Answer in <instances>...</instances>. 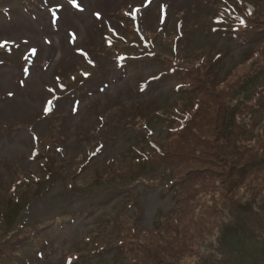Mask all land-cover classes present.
<instances>
[{
  "label": "rangeland",
  "instance_id": "374dc122",
  "mask_svg": "<svg viewBox=\"0 0 264 264\" xmlns=\"http://www.w3.org/2000/svg\"><path fill=\"white\" fill-rule=\"evenodd\" d=\"M142 1L71 0L72 4L84 8L81 13L74 11V6L70 5L68 0L65 3L62 0H0V5L8 7H4L7 9L6 13L0 11V41H5L9 46L8 50L0 48V206H4L1 203L13 200L8 188L10 180H26L29 177V166L34 172L39 171L41 167L35 161L42 159V154L30 158L29 151L32 146L41 145L43 153L55 157L58 161L53 166L55 170L57 169V175L56 180L45 189L43 195L30 204L27 220L35 221L36 224L44 218L62 212L71 214L73 219L63 220L61 226L51 228L50 233L46 234V240L37 247L31 243L19 246L20 254L17 256L19 264H65V254L72 251L76 252L70 255L73 259L70 264H99L103 260L111 259L115 254L113 242L111 243L113 247L104 243L107 246H102L103 252L100 251L99 257H95L97 253H93L92 250H86L79 255L82 248L87 245L84 236L88 231L92 232L96 226L99 227L98 213L112 212L114 215L109 214L104 218L113 219L115 222L119 219L120 222L125 218L122 213L130 214L132 208L126 207L123 199H118L129 190L135 191L137 192L135 202L141 209V214L133 220L138 227L150 228L153 217L166 214L171 204L170 195H165V192H162L164 189L158 185L138 183L126 189L124 185L131 177L130 173L124 170L127 162L123 163V160L136 155L130 144L138 146L140 141L145 140L146 134L147 138L155 139L157 142L169 139L167 137L169 130L165 128L169 124L164 120V116L155 115L154 110L171 104L181 90L176 87L175 91L173 88L178 78L171 79L166 76L150 80L142 88L137 86L142 78L153 75L157 69V64L150 56L141 55L124 59L123 70L116 69L117 71L109 78L107 87L103 86V90L96 88L87 94L74 95L76 98L72 97V91L66 92L54 102L55 107L51 106L50 114L45 116L39 114L43 101H47L46 95L49 94L45 85L56 86L53 84V73H64L69 64L72 65V61L80 57L73 48L75 46L84 48L86 42L92 39L88 37L90 36L88 31L78 33L76 26L80 30L90 21L102 24L107 19L114 28L122 31L123 35L137 39L127 25L128 14H124L123 10H129L134 3ZM236 2V0H147L138 12V25L141 29L157 30L160 26L157 23V16L164 14L161 29L155 36L158 40L157 48L171 49L170 44L175 39L172 36L175 35L178 36L177 48L184 55L202 53L210 57L216 51H221L217 59L219 72L223 73L227 67H231L227 79L243 81L247 75L253 79L259 74L261 56L249 62L245 60L241 62L242 56L252 48L242 52V48L228 38H219L220 35L208 28L207 21L215 10L221 13L223 5L231 7ZM60 3L64 6L62 4L55 12L46 7L49 5L54 7ZM88 10L98 11L96 19ZM116 18L126 22L127 26H120ZM54 21L56 27L52 25ZM178 28L180 31L176 32ZM74 38L76 41H72ZM162 38H165L164 43ZM30 47L35 49L27 51L26 49ZM122 47L128 48L125 44H122ZM88 51L93 57L100 56L94 48ZM33 61L34 64H31ZM110 61L113 62L111 59ZM72 67L74 68L73 65ZM206 76L200 74L203 80ZM259 81L255 85H250V92L252 87L263 84L264 78L261 76ZM75 83L72 82L71 85ZM130 105L132 108L128 110ZM101 110L106 112L103 118L97 114ZM138 112L141 114L138 115ZM170 112L173 111L168 113ZM142 117H145V122L140 126ZM235 119L249 129L247 136L251 137L245 141H259L260 133L264 129V89L259 99H254L251 92L247 115L245 117L236 115ZM214 141L219 144L218 139L214 138ZM262 157L264 155L260 157V161ZM113 160L115 161L113 166L124 180L123 188L116 180L109 184L104 181L92 183L90 180L92 172L101 171L108 161L111 163ZM130 163L128 166L133 167ZM260 170L264 171V168ZM105 174H109L107 170ZM37 176L42 175L39 173ZM214 177L218 178L217 175ZM260 180L264 183L262 177ZM48 184L50 182H45V185ZM245 189L248 188L241 190L244 197L240 194L239 196L249 199L253 209L249 207L248 211L240 213L234 219L235 224H229L239 227L241 222H247L248 217L249 235L232 232L234 236H231L236 238L241 235L246 238L235 242L245 248L244 252L239 253L232 245L227 250L228 243L219 246L217 240L216 248L211 254L210 240L201 250L203 253L208 251L201 258V262L196 254L194 261L187 264L197 262V264H264V211L261 212L264 209V191L258 192L256 186L249 191ZM116 201L119 209L114 206ZM260 204L262 205L258 207ZM229 208L233 207L227 205V209ZM155 211H158L156 215ZM117 212L122 216L118 217ZM232 212L233 210L229 214ZM65 223L69 225L64 227ZM27 227L25 223L21 225V228ZM181 233V230L177 233L180 238ZM95 234L92 233L91 239L96 236ZM199 234L196 236L197 240ZM226 234L230 236L227 232ZM163 235L151 238V234L146 232L140 239L144 243L153 239V243L161 245ZM253 236L256 240L251 241ZM117 237L118 233H112L106 238L114 241ZM215 237L218 239L219 234ZM219 252L221 253L218 260ZM224 252L227 258H223ZM188 254L189 252L184 255ZM75 257L77 258L74 259ZM0 264L9 263L0 259Z\"/></svg>",
  "mask_w": 264,
  "mask_h": 264
},
{
  "label": "trees",
  "instance_id": "16d2710c",
  "mask_svg": "<svg viewBox=\"0 0 264 264\" xmlns=\"http://www.w3.org/2000/svg\"><path fill=\"white\" fill-rule=\"evenodd\" d=\"M236 1V7L227 12L224 24L215 26L229 40L238 39L240 44L246 45L247 50L252 48L243 55L241 62H249L261 56L259 74L253 79L247 75L246 80L231 81L227 79L231 67H227L223 73L219 72L216 56L208 57L202 53L164 56L173 67L171 71L167 68V72L183 78L179 82V89L181 94L185 93L183 98L187 101L184 108L177 110L174 116L166 120L169 124V139L157 142L148 138L133 147L136 155L123 160V163L127 162L124 170L131 177L127 183H124L117 168L113 166L114 160L111 163L108 161L101 171H93L90 180L96 184L103 181L109 184L116 180L121 187L124 183L125 189L138 183L158 185L164 189L162 192L171 194L174 203L166 214H158L153 219L150 228L138 227L133 220L140 213L135 202V191L129 190L120 198L125 201L126 207L132 208L130 214L122 213L125 218L120 222L119 219L115 222L104 218L112 212L97 214L100 228L96 226L84 236L87 250H91V241L94 244L95 240L104 247L107 246L104 243L111 245L113 242L116 248L111 259L99 264H187L194 261L196 254L201 262V258L208 252L203 253L201 250L210 240L211 254L216 248L217 240L219 246L228 243L227 250L232 245L239 253L244 252L245 248L235 242L246 238L241 235L236 238L231 236H234L232 232L249 235L248 217L247 222H241L239 227L229 224H235L233 221L240 213L252 208L249 199L239 196L244 197L241 190L248 188L245 190L249 191L256 186L258 192L264 191V183L260 180V177L264 179V171L260 170L264 168V157L260 161V157L264 155V129L258 142L245 141L251 137L247 136L249 129L237 121L235 116L245 117L251 92L254 99H259L264 89L263 83L251 92L249 90L250 85L260 82L261 76L264 78V0H253L254 10L245 6L243 0ZM200 74L207 75L206 79L203 80ZM214 138L219 140V144ZM129 163L133 167L128 166ZM55 165L53 157H50V164L47 162L41 172L44 178L27 181L17 194L18 198L17 195L12 196L13 200L0 206V259L17 264L19 246L31 243L37 247L51 228L61 226L62 220L69 219L68 214L59 213L36 224H27L25 229L21 228L26 206L30 204L34 194L41 193L44 179L51 183L56 179V170L53 168ZM106 170L109 174H105ZM227 205L233 208L227 209ZM115 207L119 209L118 205ZM231 210L233 212L229 214ZM20 211L22 212L18 217ZM122 214L117 212L118 217ZM126 220L130 223L125 222ZM179 230L182 232L181 238L177 235ZM146 232L151 234V238L164 234L162 244L156 245L152 242L153 239L144 243L140 237ZM92 233H96L93 240ZM112 233H118L114 241L106 238ZM197 234L200 235L198 240ZM217 234L218 239L215 237ZM247 240L250 241L249 236ZM254 240L253 236L251 241ZM84 251L86 249L81 250ZM100 251L103 252L102 249ZM187 252L189 254L185 256ZM223 258H227L226 252Z\"/></svg>",
  "mask_w": 264,
  "mask_h": 264
}]
</instances>
